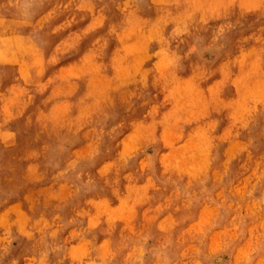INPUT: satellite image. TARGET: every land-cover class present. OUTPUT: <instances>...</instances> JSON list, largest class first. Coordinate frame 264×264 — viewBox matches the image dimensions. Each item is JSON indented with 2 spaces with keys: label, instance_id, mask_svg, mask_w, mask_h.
I'll return each instance as SVG.
<instances>
[{
  "label": "rangeland",
  "instance_id": "1",
  "mask_svg": "<svg viewBox=\"0 0 264 264\" xmlns=\"http://www.w3.org/2000/svg\"><path fill=\"white\" fill-rule=\"evenodd\" d=\"M5 40L0 264H264V0H0Z\"/></svg>",
  "mask_w": 264,
  "mask_h": 264
},
{
  "label": "bare ground",
  "instance_id": "2",
  "mask_svg": "<svg viewBox=\"0 0 264 264\" xmlns=\"http://www.w3.org/2000/svg\"><path fill=\"white\" fill-rule=\"evenodd\" d=\"M13 2V1H12ZM21 2V1H20ZM80 2H82V1H80ZM86 4V3H85ZM82 6H83V4H82ZM112 8V7H111ZM112 12V11H111ZM20 23H21V21H19ZM21 24H24V23H21ZM260 24V23H259ZM7 28V27H6ZM253 28V27H252ZM8 29V28H7ZM236 34V33H235ZM18 37V36H17ZM9 38V37H8ZM15 39V38H14ZM200 39V38H199ZM8 41V40H7ZM18 41V40H17ZM6 44H7V42H6V40L5 41H2V43L0 44V59H2V60H4V58H6L7 56V46H6ZM11 45V44H10ZM18 45H19V42H18ZM18 45H16V46H18ZM12 46V45H11ZM15 46V45H14ZM30 47V46H29ZM21 48V47H20ZM5 49V50H4ZM18 49V48H17ZM9 50H10V48H9ZM14 50V49H13ZM16 51V50H15ZM18 51V50H17ZM12 52V51H11ZM14 52V51H13ZM19 52V51H18ZM10 55H11V53H10ZM32 59V58H31ZM31 61V60H30ZM2 63V62H1ZM28 63V62H27ZM3 65V64H2ZM9 65V64H8ZM17 69V68H16ZM177 87V86H176ZM31 133V132H30ZM11 134V133H10ZM4 136V135H3ZM5 138V137H4ZM217 157V156H216ZM1 186V185H0Z\"/></svg>",
  "mask_w": 264,
  "mask_h": 264
}]
</instances>
